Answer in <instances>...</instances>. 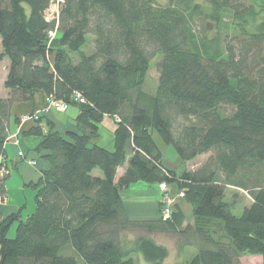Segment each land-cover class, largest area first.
Returning a JSON list of instances; mask_svg holds the SVG:
<instances>
[{"label":"trees","instance_id":"obj_1","mask_svg":"<svg viewBox=\"0 0 264 264\" xmlns=\"http://www.w3.org/2000/svg\"><path fill=\"white\" fill-rule=\"evenodd\" d=\"M52 2L58 11L49 19ZM246 2L0 0V60H8L0 202L12 106L41 90L79 109L75 131L43 132L41 116L23 131L41 138L35 149L50 167L30 184V214L0 213V264H135L136 255L161 264L168 249L151 234L162 231L179 235V252L195 251L179 264H241L244 254L264 264V16ZM225 14L231 38L218 30L207 39L191 26L196 18L220 23ZM87 35L90 54L81 50ZM158 55L147 95L144 75ZM104 117L115 122L112 149L92 142ZM153 132L182 161L209 155L177 173L162 163ZM137 182L175 185L193 221L184 224L175 204L167 220L129 217L120 192ZM227 187L251 196L239 215ZM129 230L146 234L127 244L120 235Z\"/></svg>","mask_w":264,"mask_h":264},{"label":"crops","instance_id":"obj_2","mask_svg":"<svg viewBox=\"0 0 264 264\" xmlns=\"http://www.w3.org/2000/svg\"><path fill=\"white\" fill-rule=\"evenodd\" d=\"M8 63V60L5 58ZM7 71L5 72V79ZM5 89V88H4ZM4 96H6L7 90L3 91ZM2 96V95H1ZM3 96V97H4ZM48 107L49 112L41 114V120L38 123L43 132H47L49 129L52 131H57L60 134L75 131V118L79 113V109L75 105H69L65 112H57L52 106H49L46 102V95L41 90H35L32 101L15 103L11 108V121L9 124V134L10 139L5 143V153L3 156V164L8 172V180L14 179L15 177L22 186H29L31 183L36 182L41 176L44 170L50 167L49 162L42 154L36 151V146L40 142L39 136H25L23 131L32 127L36 122L28 119L27 116ZM71 110L69 115H65L68 110ZM64 115V117H60ZM17 117V123L14 118ZM109 120L111 122L106 121ZM106 122V123H105ZM115 128V122L112 118L104 117L101 123L98 125V137L93 139L92 142L99 146L105 147L107 149L113 148V131ZM103 130H107L108 142L106 146L100 145L98 141L102 137ZM18 152H23V156L20 157ZM175 159V158H174ZM162 160V158H161ZM176 160V159H175ZM32 161V163H31ZM191 162V161H190ZM187 162V163H190ZM167 166V165H165ZM168 167V166H167ZM170 168V167H169ZM191 167H186L185 169H193ZM184 169V170H185ZM122 173V170L117 172V176ZM18 175V176H17ZM6 198L3 202H0V213L2 216H6L9 213L15 212L22 208L24 205H20L14 201H10V197L7 193L10 191L8 182L6 180ZM156 184H147L143 182H137L131 184L127 189L120 192L121 198L124 203L125 211L127 215L131 218H158L159 217V204L155 198H151L152 192L151 188ZM168 189L171 194H177L178 189L175 185H168ZM123 196L125 199H123ZM150 198V199H147ZM175 205L183 213L184 224H190L192 222L193 213L192 208L189 203H187L181 196L176 200ZM22 212V211H21ZM188 251L195 252L192 249H187ZM186 252V251H185ZM194 254V253H192ZM190 256V255H189Z\"/></svg>","mask_w":264,"mask_h":264},{"label":"rangeland","instance_id":"obj_3","mask_svg":"<svg viewBox=\"0 0 264 264\" xmlns=\"http://www.w3.org/2000/svg\"><path fill=\"white\" fill-rule=\"evenodd\" d=\"M161 2H166V0H160ZM246 5L251 6L257 18H261L260 16H264V0H247ZM57 8L55 7V3H51L49 5V10L47 11V16H54L56 14ZM231 23V17L229 14L223 15L222 22L216 23V22H210L209 20L201 19V18H196L195 22L192 23V28L196 32H201L207 39L213 38V36L216 34L218 30L221 31L222 34H226L228 32V38H231V35L233 34V30H231V27H229V24ZM55 33L52 34L51 37H53ZM87 41L85 45L81 48V50L86 53L90 54L93 51V39L90 35H87L86 37ZM160 55L154 57L149 64V67L147 71L145 72L144 75V81L142 85V90L144 91L145 94L147 95H152L155 91V87L157 84L158 80V73L155 67V64L157 60L159 59ZM8 68V63L5 61V57L0 60V96H4L3 91L4 89V76L5 72L7 71ZM57 112H65V111H60L54 108ZM73 108L67 111L65 115H69ZM49 110V109H48ZM46 112H49V111ZM60 117H64V115H60ZM106 121L110 122L109 120L106 119ZM106 123V122H105ZM111 125V122H110ZM153 138L155 139L156 143L159 145L161 152H162V163L164 165H167L171 169H173L177 173H181L186 167H195L196 165H199L209 154H204L201 156L196 157L194 160H192L190 163H187L185 161H182L181 159L178 158L176 151L171 145H163L156 135V133L153 132ZM108 134L107 130H103L102 137L98 141L100 145L106 146L108 145ZM108 147V146H106ZM19 155V152H18ZM20 157L23 156V152H21ZM176 160H175V159ZM32 163V161H31ZM94 175H100V170L99 169H94L92 172ZM18 176V175H17ZM14 179H6L8 182V186L10 187V191L7 193V196L10 197V201H14L16 203H19L20 205H24L23 210L21 212V217L25 218L28 214H30L33 211L34 208V194L35 190L29 185L27 186H22L20 183V180H15V177H12ZM5 180V182H6ZM6 186V185H5ZM152 192L155 194H152L151 198H155L156 196V201L159 204V217L162 219L161 216V208L163 206V200L162 197H164L163 193L160 191L159 186L156 184L151 188ZM166 194L167 196L172 198V204L174 205L176 203V200L179 196H181L178 192L177 194H171L168 186L166 187ZM226 198L228 200H232L236 207L233 209V213L235 215H239L241 213V209L243 206L248 205L251 202V196L245 192L244 190H239L234 187H227L226 188ZM123 199L124 196H123ZM150 199V198H147ZM193 221V218H192ZM15 227L16 223H14L11 228L9 229L8 236L13 237L15 233ZM144 235L146 234L144 231H136V230H129L126 233H122L120 235V239L122 241H125L127 244L131 243L138 235ZM151 236L153 239L161 244H164L167 249H168V255L167 257L163 260L161 264H179L183 259H185L186 256L190 255L188 258L192 257L194 252L191 253V251H188L185 249L186 252H179V242H180V237L177 233H172V232H155L152 233ZM135 258V264H149L147 263L141 255H136L134 256ZM241 264H262V258L260 256H254V255H242L240 258Z\"/></svg>","mask_w":264,"mask_h":264},{"label":"built area","instance_id":"obj_4","mask_svg":"<svg viewBox=\"0 0 264 264\" xmlns=\"http://www.w3.org/2000/svg\"><path fill=\"white\" fill-rule=\"evenodd\" d=\"M55 7L57 8V4L55 3ZM58 8L56 10V14H57ZM49 19H52L54 16H47ZM73 100L78 101V102H84L83 98L80 96V94L75 93L73 96ZM46 102L48 103L49 106H52L53 108H56L57 110L60 111H65L67 109L68 104L62 102V101H58V100H54L52 97L50 96H46ZM48 110V107H45L41 110H37L36 112L30 114L29 116H27L28 119H31L33 121L37 120L39 118V116H41L42 113H45ZM19 155H21V152H19ZM0 174H2V172H0ZM159 186L160 191L163 193L164 197H162L163 200V206L161 208V216L163 220H167L170 218L171 215V211L173 208V202H172V198L167 196L166 194V185L161 183V184H157Z\"/></svg>","mask_w":264,"mask_h":264}]
</instances>
